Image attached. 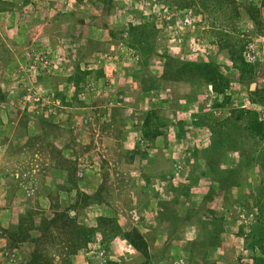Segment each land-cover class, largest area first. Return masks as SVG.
<instances>
[{"label": "rangeland", "instance_id": "obj_1", "mask_svg": "<svg viewBox=\"0 0 264 264\" xmlns=\"http://www.w3.org/2000/svg\"><path fill=\"white\" fill-rule=\"evenodd\" d=\"M0 1L7 7L0 12V264H255L239 263L260 252L245 249L249 227L238 216L244 219L247 205L255 220L257 194L243 201L236 188L222 189L216 164L195 156L208 146L196 142L206 128L185 131L204 106L219 121L242 108L264 120L250 99L258 91L264 102V0H193L182 20L171 16L186 0ZM233 24L245 29L240 39L260 61L255 89L234 82L222 109L208 108L204 88L189 82L152 93L134 80L158 77L168 59L201 55L238 77L229 44L219 45L220 36H234ZM133 27L142 32L138 43ZM77 66L87 72L79 89L65 80ZM184 96L194 102L182 103ZM147 112L169 119L157 138L143 133ZM73 169L74 186L67 177ZM69 214L80 230L100 232L78 244L65 224ZM215 218L224 230L212 246L202 231ZM21 224L28 236L17 242L11 236ZM128 232L142 235L148 259L123 238Z\"/></svg>", "mask_w": 264, "mask_h": 264}, {"label": "trees", "instance_id": "obj_2", "mask_svg": "<svg viewBox=\"0 0 264 264\" xmlns=\"http://www.w3.org/2000/svg\"><path fill=\"white\" fill-rule=\"evenodd\" d=\"M91 1L106 2V0ZM215 1L218 4H223L228 0ZM192 2L193 0H186L183 1L182 4L180 3L181 6H174L173 9H176V11H181L180 14L176 13L175 11L171 17L176 18V16L179 15L180 20H182L184 16L190 15L191 13L189 12V9H191ZM207 2H210V0ZM6 10L7 7L5 6L4 1H0V12ZM252 18L256 21V14H254ZM238 25L239 27L234 24L230 26V32L234 34L233 37L228 39L226 36H229V34H226V36H220L221 39L219 43V45L221 44V48L222 46L225 47L229 44L228 49L231 53L230 60L233 62V68L239 72L238 77L231 78L220 69V66L216 63L215 59L208 58L207 60H204L202 58L203 55L199 54V56L201 55L202 57H199L197 60L182 61L168 59V61L164 63V69L158 77H149V79H147L144 77V75H142V73H140L139 75L136 74L134 80H136V82L141 85L142 91L152 93H157L162 88H164V83L189 82L194 86L204 88L203 94L207 96L202 103L206 102L208 104V108L222 109L221 107H223L224 103H221L220 99L225 98L226 102L229 101L227 92L231 89L234 82H248L250 84L256 82L254 79L255 70L259 62L252 63L246 60L245 52L247 51L246 48L250 41L245 42L246 39H240V36L244 33L245 29L241 30L242 25ZM131 31L133 37H135L134 41L138 43L140 41L137 39L138 34L142 32H138V28L136 27H133V30ZM222 40H224V42ZM198 53H200V50L195 52V54ZM86 74L87 72L83 71L79 66L74 67V69L71 71V74L65 79L66 86L71 85L74 81L73 86L75 89H79V87H81L80 84L85 81V78L87 77L85 76ZM95 77L97 80L100 78L99 75ZM250 94L252 96L250 98L252 103H256L259 106L264 105L262 96L261 94L259 95L258 91L252 92ZM57 96H61L62 100L64 101L65 96L61 94L60 89ZM4 98V94L0 92V100H4ZM192 98L193 97L190 96H184L181 98V102L184 104L193 103L194 101ZM202 106H204V104L200 105L201 108ZM203 109H200L197 113L193 114V117L190 121L192 122L191 129H186L185 131L183 122H179V129L183 132L185 131V133H195L200 128H206L204 135L201 136V133L197 134L201 136V140L199 141V139H196V142L197 146H199L201 141L205 140L206 143H208V146L203 147L202 149H198L197 147L195 149V156L197 155L196 159H199L200 156L201 159L207 162V164L210 166L216 164L217 167H214L217 173L216 177L218 178L219 185H221L222 189L232 192V190L236 188L239 190L238 196L243 199V201H247L248 199L254 197V194H257L259 202L255 205L258 211L255 220L249 219V208L247 205L242 207V210L245 213V217H243L244 219H242L240 216H238V218L240 222H243V224L247 223L249 227V232L243 235L245 249L250 250L251 252L254 249H258L260 253L255 255L252 254V256L250 255L244 258L241 257L242 259L239 260V263H241L243 260H245L246 263L253 260L255 264H264V120L260 118L257 110L242 108L239 110L235 109L232 112V117L229 119L230 121L227 122V119L219 121V118H216L212 114L203 112ZM34 118H38L41 122H43L44 119L42 115H39V117L35 115ZM165 120L166 121L162 122V119L157 112H147L143 120V133L145 137L147 139H153L162 135V129L169 125V119L165 118ZM28 140V142H30L32 139L29 138ZM256 173L259 175L261 173L259 179L254 177ZM67 177L69 179V185L74 186V169L67 175ZM246 189H248L247 194L245 193ZM227 195L230 194L227 193ZM225 199L227 202L229 199L228 196ZM260 201L263 202L260 203ZM72 218L73 217L69 214L66 217L65 224L68 227H72V229L74 228L76 231L75 234L78 244H85L87 242V237L95 236L100 232V228L92 227L80 230L79 228L81 227L76 226L75 221H72ZM60 219L62 220L63 217L61 216ZM221 219L215 218L211 220L212 222H205L209 225L208 229L203 228L202 231L204 232L205 237H208L206 238L207 241L205 244H215L212 246H216L220 243V237L222 231L224 230L223 220ZM98 220L104 222V218L102 217H99ZM24 228L26 227H22L21 224L19 229L20 231L18 232L17 236L13 237L12 235L11 237L17 242L27 239L28 231H25ZM123 238L128 244L132 245L133 251L138 253L142 252L148 259L147 244L141 234L138 232H128L124 233ZM147 262L143 264H148Z\"/></svg>", "mask_w": 264, "mask_h": 264}, {"label": "built area", "instance_id": "obj_3", "mask_svg": "<svg viewBox=\"0 0 264 264\" xmlns=\"http://www.w3.org/2000/svg\"><path fill=\"white\" fill-rule=\"evenodd\" d=\"M187 21V18L185 19ZM245 58L248 61H254L255 60V47L254 46H248L247 51L245 52Z\"/></svg>", "mask_w": 264, "mask_h": 264}, {"label": "clouds", "instance_id": "obj_4", "mask_svg": "<svg viewBox=\"0 0 264 264\" xmlns=\"http://www.w3.org/2000/svg\"><path fill=\"white\" fill-rule=\"evenodd\" d=\"M255 55H256V51H255ZM247 61H248V60H247ZM259 61H260V57H256V56H255V60H254V61H250V62H252V63L256 62V63H257V62H259ZM253 84H254V83H253ZM260 108H262L261 110L264 109V107H262V106H261Z\"/></svg>", "mask_w": 264, "mask_h": 264}, {"label": "water", "instance_id": "obj_5", "mask_svg": "<svg viewBox=\"0 0 264 264\" xmlns=\"http://www.w3.org/2000/svg\"><path fill=\"white\" fill-rule=\"evenodd\" d=\"M256 84L251 85V90L255 89Z\"/></svg>", "mask_w": 264, "mask_h": 264}]
</instances>
